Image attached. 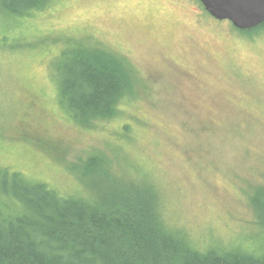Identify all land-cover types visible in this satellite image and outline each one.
I'll use <instances>...</instances> for the list:
<instances>
[{
	"label": "rangeland",
	"instance_id": "1",
	"mask_svg": "<svg viewBox=\"0 0 264 264\" xmlns=\"http://www.w3.org/2000/svg\"><path fill=\"white\" fill-rule=\"evenodd\" d=\"M201 7L51 0L26 18L0 7V165L91 198L82 165L101 157L110 176L154 185L197 249L261 251L245 193L264 183V33ZM88 43L125 58L138 83L116 117L83 127L61 107L55 69Z\"/></svg>",
	"mask_w": 264,
	"mask_h": 264
},
{
	"label": "trees",
	"instance_id": "2",
	"mask_svg": "<svg viewBox=\"0 0 264 264\" xmlns=\"http://www.w3.org/2000/svg\"><path fill=\"white\" fill-rule=\"evenodd\" d=\"M50 2L0 0V7L26 18ZM234 30L251 37L264 24ZM89 47L62 50L55 69L61 107L83 127L116 117L138 83L125 58ZM103 164L95 156L82 165L91 198L64 196L0 165V264H264V247L197 249L169 226L154 185L110 176ZM248 187L255 225L264 231V183Z\"/></svg>",
	"mask_w": 264,
	"mask_h": 264
},
{
	"label": "water",
	"instance_id": "3",
	"mask_svg": "<svg viewBox=\"0 0 264 264\" xmlns=\"http://www.w3.org/2000/svg\"><path fill=\"white\" fill-rule=\"evenodd\" d=\"M206 12L218 21H229L246 31L264 24V0H199Z\"/></svg>",
	"mask_w": 264,
	"mask_h": 264
},
{
	"label": "bare ground",
	"instance_id": "4",
	"mask_svg": "<svg viewBox=\"0 0 264 264\" xmlns=\"http://www.w3.org/2000/svg\"><path fill=\"white\" fill-rule=\"evenodd\" d=\"M6 205V204H5ZM2 214V213H1Z\"/></svg>",
	"mask_w": 264,
	"mask_h": 264
}]
</instances>
